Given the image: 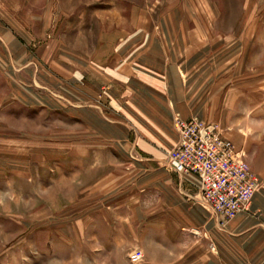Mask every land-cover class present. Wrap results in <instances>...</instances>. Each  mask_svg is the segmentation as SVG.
I'll return each instance as SVG.
<instances>
[{
    "label": "crops",
    "instance_id": "0c3cea01",
    "mask_svg": "<svg viewBox=\"0 0 264 264\" xmlns=\"http://www.w3.org/2000/svg\"><path fill=\"white\" fill-rule=\"evenodd\" d=\"M5 2L0 0V14L12 19V27L0 24V120L5 72L24 60L14 52L20 42L10 32L22 29L16 18L21 8ZM157 25L166 29V23ZM114 42L115 53L93 62L95 77L106 82L93 84V94H103L106 104L105 115L89 121L93 143L79 140L29 156L30 176L40 173L45 180L44 189L35 178L27 185L34 250L43 251L37 239L44 235L46 253L97 256L89 264H131L136 250L144 255L139 264H264V185L249 210L222 227L199 201L198 181L163 166L177 142L173 120L198 117L218 126L262 181L264 103L258 93L257 103L246 102L243 87L230 88L224 76V52L195 54L197 40L142 31ZM180 45L188 52L166 49ZM41 205L44 221L37 213ZM41 221L47 224L36 226Z\"/></svg>",
    "mask_w": 264,
    "mask_h": 264
},
{
    "label": "rangeland",
    "instance_id": "374dc122",
    "mask_svg": "<svg viewBox=\"0 0 264 264\" xmlns=\"http://www.w3.org/2000/svg\"><path fill=\"white\" fill-rule=\"evenodd\" d=\"M4 1L21 8L16 18L22 29L10 32L20 42L14 52L24 60L10 63L5 72L9 93L4 95L6 108L0 120L4 165L0 168V264H89L96 259L87 254H48L44 235L37 239L43 251L34 250V237L28 236L35 223L27 185L35 178L44 189L45 180L40 173L30 176L28 161L35 150L39 154L46 148L65 149L79 140L93 143L89 121L106 113L103 94L92 91L93 84L104 87L106 83L95 77L93 62L100 64L115 53V40L142 31L151 37L197 40L195 54L206 49L213 56L224 52V76L230 88L243 87L250 105L259 98L264 103V0ZM11 20L0 14L3 26L12 27ZM158 23H166V29L157 28ZM173 23L180 29L169 28ZM166 49L188 52L182 45ZM256 92L257 100L253 99ZM260 183L263 186L264 179ZM37 210L44 221L45 206ZM46 224L41 221L36 226ZM119 257L128 261L127 255Z\"/></svg>",
    "mask_w": 264,
    "mask_h": 264
},
{
    "label": "built area",
    "instance_id": "2783aa9c",
    "mask_svg": "<svg viewBox=\"0 0 264 264\" xmlns=\"http://www.w3.org/2000/svg\"><path fill=\"white\" fill-rule=\"evenodd\" d=\"M172 124L177 142L166 155L164 168L178 177L191 176L198 181V199L220 226L247 212L262 184L231 141L217 126L198 117L175 118ZM128 259L139 264L144 255L136 250Z\"/></svg>",
    "mask_w": 264,
    "mask_h": 264
}]
</instances>
